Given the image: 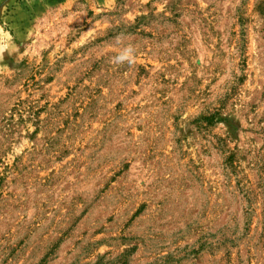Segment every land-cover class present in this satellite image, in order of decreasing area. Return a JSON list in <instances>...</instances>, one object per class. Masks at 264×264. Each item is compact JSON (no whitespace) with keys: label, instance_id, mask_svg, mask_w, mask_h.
<instances>
[{"label":"rangeland","instance_id":"1","mask_svg":"<svg viewBox=\"0 0 264 264\" xmlns=\"http://www.w3.org/2000/svg\"><path fill=\"white\" fill-rule=\"evenodd\" d=\"M0 264H264V0H0Z\"/></svg>","mask_w":264,"mask_h":264},{"label":"clouds","instance_id":"2","mask_svg":"<svg viewBox=\"0 0 264 264\" xmlns=\"http://www.w3.org/2000/svg\"><path fill=\"white\" fill-rule=\"evenodd\" d=\"M135 53V48L129 44L120 50V52L113 58L112 62L116 65H132L135 63Z\"/></svg>","mask_w":264,"mask_h":264}]
</instances>
